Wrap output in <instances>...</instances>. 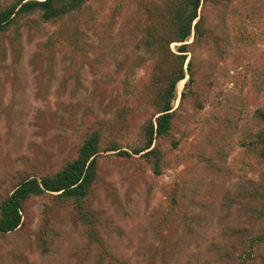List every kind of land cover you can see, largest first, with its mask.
<instances>
[{
	"label": "rangeland",
	"instance_id": "1",
	"mask_svg": "<svg viewBox=\"0 0 264 264\" xmlns=\"http://www.w3.org/2000/svg\"><path fill=\"white\" fill-rule=\"evenodd\" d=\"M161 1L88 0L56 24L34 14L0 35V201L23 177L72 160L96 121L113 125L151 62L133 51L141 10ZM199 13L215 40L188 55L195 83L182 101L186 80L177 85V147L165 148L162 174L131 153L101 158L89 200L101 247L70 209H56L43 252V199H33L20 228L0 236V264H234L264 234V166L252 144L261 131L254 112L264 109V0ZM253 257L247 264H264V244Z\"/></svg>",
	"mask_w": 264,
	"mask_h": 264
},
{
	"label": "trees",
	"instance_id": "2",
	"mask_svg": "<svg viewBox=\"0 0 264 264\" xmlns=\"http://www.w3.org/2000/svg\"><path fill=\"white\" fill-rule=\"evenodd\" d=\"M87 1L13 0L0 6V35L19 20L34 14L42 24H56L68 14L80 10ZM228 1L146 2L141 10L143 17L134 38L133 51L151 57V62L145 65L144 78L136 81L134 96L119 106L113 125L96 121V127L86 131L72 160L66 161L54 173L40 172L23 177L10 194L1 199L0 236L20 228L27 202L43 199V217L37 231L43 252L48 251L54 235L53 215L56 209H70L81 224L84 237L101 247L98 232L101 219L89 205L92 188L99 181V160L104 157H131L132 154L139 156V161L149 167L154 176L162 174L165 148L177 147V142L171 139L177 85L186 80L180 96L182 101L192 94L195 83L194 62L188 59V55L200 43L215 40L199 11ZM172 44H175L174 49ZM136 113H139L138 120L133 118ZM253 118L261 131L253 137L252 144L257 146L258 158L264 166V109H257ZM127 138L131 140L130 146L123 144ZM124 145L128 150H123ZM102 152L116 153L103 156ZM262 244L264 234L251 237L246 251L239 253L234 264L255 260L253 253Z\"/></svg>",
	"mask_w": 264,
	"mask_h": 264
}]
</instances>
